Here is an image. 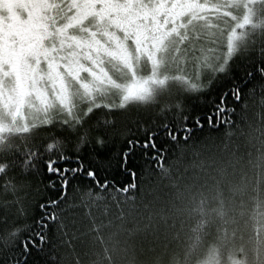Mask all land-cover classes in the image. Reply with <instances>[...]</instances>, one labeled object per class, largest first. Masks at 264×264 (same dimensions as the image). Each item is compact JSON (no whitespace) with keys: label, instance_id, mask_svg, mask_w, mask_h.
I'll return each mask as SVG.
<instances>
[{"label":"snow or ice","instance_id":"obj_1","mask_svg":"<svg viewBox=\"0 0 264 264\" xmlns=\"http://www.w3.org/2000/svg\"><path fill=\"white\" fill-rule=\"evenodd\" d=\"M0 264H264V0H0Z\"/></svg>","mask_w":264,"mask_h":264}]
</instances>
